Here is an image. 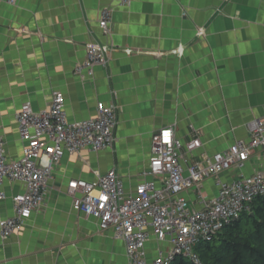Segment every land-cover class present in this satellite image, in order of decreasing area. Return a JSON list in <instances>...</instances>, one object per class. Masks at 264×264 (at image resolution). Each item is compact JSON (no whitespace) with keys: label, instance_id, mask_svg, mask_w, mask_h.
Wrapping results in <instances>:
<instances>
[{"label":"crops","instance_id":"obj_1","mask_svg":"<svg viewBox=\"0 0 264 264\" xmlns=\"http://www.w3.org/2000/svg\"><path fill=\"white\" fill-rule=\"evenodd\" d=\"M109 9L112 33L99 27ZM113 46L109 65L93 75L76 69L89 44ZM65 97L70 122L94 119L100 106H114L118 124L113 145L99 152L66 153L54 166L40 209L7 239L0 234V264H129L123 241L112 229L73 208L71 180L93 182L115 170L126 193L147 174L154 134L173 128L183 143L202 147L185 154V168L249 142V125L264 118V0H15L0 8V135L6 156L18 160L23 143L18 115L30 103L50 107ZM264 169V153L224 181ZM158 181V180H157ZM217 178L202 193L217 196ZM160 185V182H158ZM0 191V222L14 216L12 198L25 186L6 180ZM202 208L197 189L183 193ZM167 243L146 244L149 261Z\"/></svg>","mask_w":264,"mask_h":264},{"label":"built area","instance_id":"obj_2","mask_svg":"<svg viewBox=\"0 0 264 264\" xmlns=\"http://www.w3.org/2000/svg\"><path fill=\"white\" fill-rule=\"evenodd\" d=\"M0 0V8L4 2ZM129 4L131 0H121ZM111 11L104 9L99 19L102 33H112ZM113 46L89 44L86 59L76 69L81 74H94L96 67L106 68L114 51ZM18 132L23 143V154L18 160H9L5 140L0 135V188L6 180L25 186V191L12 198L14 216L0 222V234L7 239L22 229L42 206L47 184L53 178L54 166L66 153L82 150L99 152L110 148L115 141L118 124L114 106H100L94 119L70 122L65 110V97L55 93L50 107L36 112L30 103L22 106L18 115ZM249 142L236 141L227 150L205 157L185 168V154L202 147L194 138L183 143L173 128L153 135L151 160L146 180L128 194L113 169L96 181L71 180L69 194L75 211L99 221L102 230L112 229L114 239L124 242L129 264H170L182 256L193 264H204L196 247L212 240L224 227L250 212L251 204L264 196V169L250 176L224 181L221 174L231 170L242 171L258 151L264 153V118L249 125ZM217 178L216 197L203 195V184ZM158 180V181H157ZM160 182V185H158ZM192 189L199 191L202 208L193 207L183 197ZM5 194L0 191V201ZM167 243L169 251H158L149 261L146 244L152 238Z\"/></svg>","mask_w":264,"mask_h":264},{"label":"trees","instance_id":"obj_3","mask_svg":"<svg viewBox=\"0 0 264 264\" xmlns=\"http://www.w3.org/2000/svg\"><path fill=\"white\" fill-rule=\"evenodd\" d=\"M195 250L204 264H264V196L253 201L250 212ZM170 264L193 263L177 256Z\"/></svg>","mask_w":264,"mask_h":264},{"label":"rangeland","instance_id":"obj_4","mask_svg":"<svg viewBox=\"0 0 264 264\" xmlns=\"http://www.w3.org/2000/svg\"><path fill=\"white\" fill-rule=\"evenodd\" d=\"M15 1V0H14ZM8 4H13V3H8ZM101 15V14H100ZM100 19V18H99ZM111 20H112V17H111ZM99 23V22H98ZM110 25H111V21H110Z\"/></svg>","mask_w":264,"mask_h":264}]
</instances>
